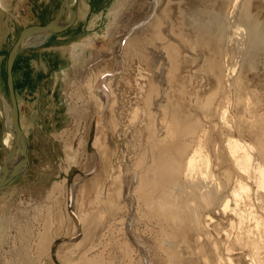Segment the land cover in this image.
Returning a JSON list of instances; mask_svg holds the SVG:
<instances>
[{
  "label": "bare ground",
  "instance_id": "obj_1",
  "mask_svg": "<svg viewBox=\"0 0 264 264\" xmlns=\"http://www.w3.org/2000/svg\"><path fill=\"white\" fill-rule=\"evenodd\" d=\"M58 1L47 0V3L52 8ZM85 1L81 0L79 12L74 9L72 30L51 37L55 41L56 38L74 39L70 48L60 55L70 64L67 69L56 71L62 83L69 69L84 68L91 54L88 48L91 40H85L83 28L77 27L87 12L83 6ZM151 1L149 10L143 13L145 16L137 17L135 24L142 23L152 13L151 18L131 33L127 29L129 33H124L113 48L111 64L106 65L110 55L98 61V70L91 66L86 71L90 76L87 85L98 104L99 115L92 148L106 154L101 163L105 176L95 182L99 190L98 185L108 189V197L114 203V216L107 228L116 230L121 259L128 263L138 258V264H264V104L258 99L255 102L249 99L258 97L257 90L264 87V0ZM126 2L115 0L110 5L107 37L111 38V23L123 16L119 12ZM7 4L6 0H0L1 17L8 10ZM65 10L61 11V19ZM170 13L174 14L175 21L182 23L178 30L171 27L167 18ZM51 15L50 9L44 11L42 6L30 11L22 24ZM184 31L187 38L183 37ZM50 34L53 35L48 33L33 39L50 38ZM7 36V31L0 30V51L5 54L12 40L16 42L19 31L14 27L8 44ZM178 38L181 43H176ZM135 44L141 49L146 44L153 53L148 59L143 54L138 56V62H148L151 73L139 71L134 75L142 84L134 91L141 98L145 114L136 119L140 121L135 132L137 154L134 157L131 145L135 142L121 123L124 103H120L118 87L127 79L128 52ZM5 54L0 60L3 106L0 116L5 127L2 143L9 151L13 144V123L11 108H7ZM131 54L136 55L134 51ZM16 60L11 67L12 88L18 127L28 145L27 136L35 131L37 124L36 104L26 99L25 109L19 111V104L25 101H18L16 94ZM184 72L188 73L186 77L182 76ZM196 76L204 81L201 85L194 82ZM186 79L191 81V86L186 87L198 89L191 98H187L182 88ZM232 92L237 94L236 98ZM67 110L71 113L70 108ZM86 112L85 109L82 114ZM92 119L89 116L86 119L89 135ZM57 188V184L52 185L49 198ZM42 205L45 204H39ZM16 214L8 217L0 213V245L7 240V228L15 223ZM29 228L24 227L26 235L33 233ZM49 230L38 234V250L51 234ZM23 259L13 264H35L29 256ZM81 262L102 264L94 256L83 257Z\"/></svg>",
  "mask_w": 264,
  "mask_h": 264
},
{
  "label": "rangeland",
  "instance_id": "obj_2",
  "mask_svg": "<svg viewBox=\"0 0 264 264\" xmlns=\"http://www.w3.org/2000/svg\"><path fill=\"white\" fill-rule=\"evenodd\" d=\"M61 2L62 0L51 8L48 6L47 0H9V5L7 6L9 14H6L5 23L3 22V24H7L8 27H15V29L20 32L26 25L27 27L32 25L43 26L57 15L56 13ZM69 2V5L71 4V10L77 9L79 12L78 7L82 4L81 0H69ZM151 2V0H127L126 4H124L119 12V14L123 16H120L119 20H116L117 22L111 23V28H113L110 35L111 38L107 37L105 34L107 30L106 27L110 24L105 13L106 19L103 20L102 26L91 31V38L93 41H91V45L88 47L91 54H89L87 65L82 68L83 70L81 68L71 67L64 83H62V80L58 78L56 73L59 72L61 68L67 69L70 65L67 62L68 60L65 58L61 59L60 55L63 54L62 51H64V49L67 51L73 42L69 44L66 38H61L60 40L56 38V41H61L58 44L55 39L52 38L56 34L72 30L71 28L73 25L66 30L53 33V35L50 34L52 35L50 38L41 39V37L33 39L28 42L33 43L21 49L22 52L24 51L23 53L21 52L22 54L20 53L23 58L20 62L18 61V65H16V61L14 67V72L16 71L14 73L16 94L18 101H25L19 104L22 110L26 107V99H29L30 104H36L37 124L35 131L30 134V136H27L29 139V167L27 170V182L24 185L27 186L28 193L27 196L22 198V202L19 203L14 210V212H18L16 215L20 217L15 219V223L10 225V228H7L9 230H7L5 237V240H7H4L5 242L0 245V250L2 249L0 251V253H2L0 254V264H13L17 259L24 260L23 258L25 256H29L35 264H82L81 261L83 257L88 259L93 256L97 260L99 259L102 264H138V258H134V262L131 263L121 259L122 255L120 254L117 243L119 240L118 235H116L117 232L116 230L112 232L111 229L109 230V228H107L110 226L112 222L111 219L114 216V211H112V209H114V203L108 197V189L102 185H98L101 188V190H99L95 182V180L98 181L99 178L102 179L103 176H105L101 163L104 157H106V154L104 153L102 155L101 150L99 152V150L92 148L99 115L98 104L92 98L87 85L88 82L86 80L90 76H88L89 72L87 73L86 71H88L91 66L98 70V66L100 65L98 61L110 55V58L108 57L106 59V65L111 64L110 62L112 61L110 60L113 58L112 54L114 53L115 46L118 44L117 41L121 39V36L125 35L124 33L127 32V29L129 28L128 31L131 33V31L133 32L136 28L139 29V26H143V23L148 22L151 18L152 13L146 20H141L142 23L139 22V24H135L138 19L137 17L141 15L145 16L143 13L149 10ZM42 6L44 11L50 9L52 13L50 17L44 16L40 19L41 21L32 20L28 24H22V20L26 18L30 11L34 12ZM123 11H125V13H123ZM128 15L129 17L127 18ZM62 17L63 19L69 17L67 10L63 11ZM168 17L170 18L171 27L174 26L178 30L182 23L178 20L175 21L173 13H170L167 18ZM125 18H127L126 21ZM79 22L83 21L80 20ZM175 23L179 24L175 25ZM165 35L167 36V34ZM183 37H188L187 34L185 35V31ZM62 39L67 43L65 44ZM122 40L125 39L123 38ZM175 41L176 43H181L182 40L178 38ZM28 43L26 45H28ZM61 47H63V50ZM149 50L146 44H143L142 49L138 44L132 46L130 52H128L130 55L129 62L125 59L129 64H125L127 66L125 72L127 79L118 87L121 94L120 103H124V105L121 106L123 108L121 110L123 111L121 114V123L127 128L128 134L133 142L137 139V133L135 134V132L138 130L137 125L140 121L136 119L139 116H145L142 112L141 98L135 95L136 88L141 87L142 84L134 78V75L139 71H142L146 75L151 73L148 72L150 69L147 61L138 62L139 54H143L148 59V55L153 53ZM132 51H134L136 55L131 54ZM181 54L182 51H180L178 59ZM135 61L138 64H134ZM227 62L229 65V60H227ZM184 71H188V69ZM178 73L179 67L174 76L177 77ZM187 75L188 73L186 72L182 74V76L185 77ZM196 78L194 82L197 84L201 85L204 82L200 79L199 81L197 76ZM188 85L191 86V81L186 79L185 87L182 88L186 92L187 98H191L198 89L197 87L194 89H192V87H186ZM143 87L145 86L143 85ZM257 93L259 95L258 97L251 96L249 99L253 102L258 99L260 104L263 105L264 87H259ZM232 94L233 97L236 98L237 94L234 92H232ZM232 94H228V97L231 98ZM7 96V103L9 106L7 108H11L9 93ZM181 103H183V101H181ZM68 108L71 109V113L67 110ZM85 109L88 110V112L82 114ZM87 115L91 119L93 118L90 135L87 131V125L89 124L86 120L88 119ZM85 116H87L86 119ZM132 121H134V123L129 125V122ZM88 126L90 127V125ZM131 151V155L135 157L137 154L136 142L132 143ZM55 163L59 164L60 179L55 181L56 183L54 182L57 184L58 188L52 195V198H49L48 192L51 189L49 182L51 180L52 167H54V169L57 167ZM42 169L44 172H41ZM41 173H44V179L42 180L40 178V175H42ZM39 204L45 205L39 206ZM8 212L11 214L14 213L11 210H8ZM35 213L39 214L36 215ZM47 214H49V216H47ZM50 221H52L53 224H51ZM25 226L32 229L30 230L31 233L33 232L31 235H26L24 233L26 232V230L24 231ZM47 229H50L49 232L52 235L48 234V238L44 239L43 246L38 250V234L44 233ZM142 231L144 230L142 229ZM143 235L147 236V233L143 232ZM179 253L181 252L179 251Z\"/></svg>",
  "mask_w": 264,
  "mask_h": 264
},
{
  "label": "crops",
  "instance_id": "obj_3",
  "mask_svg": "<svg viewBox=\"0 0 264 264\" xmlns=\"http://www.w3.org/2000/svg\"><path fill=\"white\" fill-rule=\"evenodd\" d=\"M6 1H7V3H9V0H6ZM114 3H115V0H94V1L93 0H86L85 3H83L84 11H87V12H86V14L84 12L85 17H83V22H80L78 26H77V24L75 26H77L79 28H81V27L83 28L84 34H85L84 35L85 40L86 39H90L91 41H93V39L90 38L91 37V30H93V29H95L97 27H101L102 26V22H103L104 19H106L107 12H108V9H109L110 5L112 6ZM7 6H8V4H7ZM69 6H71V4ZM70 9H71V7H70ZM72 11L75 12L74 9ZM105 13H106V16H105ZM6 14H9V12L8 11H5L4 14H3V16L2 17L0 16V23H1L0 24V30L3 29L5 31H7L8 36H7V39H5V40H7L6 43L8 44V42H10L9 36L11 35V32H12L11 30H13L14 27H8L7 24H3V22L5 23V16H6ZM55 16L53 17V19L55 18ZM62 16H63V14H62ZM66 19H68V18H66ZM66 19H64V20H66ZM92 20H93V22H92ZM50 21L51 20H49L47 23H49ZM74 21H75V15H74V20H73V22H72L71 25H74V23H75ZM47 23H45V25ZM32 26H41V25H32ZM66 29H68V27ZM20 33H19V35H20ZM64 33L66 34V33H68V31H66ZM64 33H59L60 35L59 34H57V35L62 36V35H64ZM67 39H68V41H70V42H68L69 44L72 43V42H74V39L72 37H67ZM59 40H60V38H59ZM63 42L66 43L64 40H63ZM12 43H13V40L10 43V46L6 49L7 50L6 54L2 50L0 51V60H1V58H4V54H5V56L8 59V55H9V53H10L13 45L15 44V42L13 44ZM24 48H26V47H24ZM21 52L22 51L20 50V52H18L17 54L19 55ZM18 55L16 56V58L18 57ZM20 55H19L20 58L18 57V59L16 60L17 61V64L16 65H18V63L20 62V60L23 58L22 55L21 56ZM6 65H7V62H6ZM4 73H5L6 77H7L6 68H5ZM5 80H6V85H7V78H5ZM1 98L2 97H0V110L3 107L1 105L2 104V99ZM3 105L5 106V104H3ZM19 107H20L19 108V111H20L21 110V106L19 105ZM4 128L5 127H4L3 117L0 116V166L3 163V159L5 157V154H4L5 147H4L3 143H2V140H3L2 139V133H3ZM28 149H29V144L27 145V151H26L27 152V155H28ZM27 157H28V160H27V166H26L25 171L23 173L21 172L20 174H18L14 178H12L7 184H5L3 187L0 188V213L1 212H4L5 215L8 214V217H11L13 215V214L11 215V213H9L8 210H11V211L14 212V210L19 205V203L22 202V198H24L25 196H27V193H28L27 192V186L24 185V184H26L27 178H28L27 177V174H28V171L27 170H28V167H29V156H27ZM56 165H57V167H55V169H54V167H52L51 180L49 182L50 185H51V187H52V185H54L56 183L55 181H58L60 179L59 164L58 163H55V166ZM41 172H44V170L42 169ZM41 174L42 175H40V178L42 180V179H44V177H43L44 176L43 175L44 173H41ZM9 207H10V209H9ZM16 213L17 212H15L14 214H16ZM13 216H15V215H13ZM16 218H18V216H16Z\"/></svg>",
  "mask_w": 264,
  "mask_h": 264
},
{
  "label": "water",
  "instance_id": "obj_4",
  "mask_svg": "<svg viewBox=\"0 0 264 264\" xmlns=\"http://www.w3.org/2000/svg\"><path fill=\"white\" fill-rule=\"evenodd\" d=\"M65 8L69 17L66 20L61 19V11ZM74 20V12L70 9L68 0H62L57 15L53 20L43 26H30L24 28L17 41L13 45L7 59V87L11 102V119L13 123V144L9 151L4 150L5 157L0 166V187L8 183L13 177L23 172L27 164V143L18 127L17 108L12 88L11 67L17 53L31 39L43 36L48 33H57L69 27Z\"/></svg>",
  "mask_w": 264,
  "mask_h": 264
}]
</instances>
